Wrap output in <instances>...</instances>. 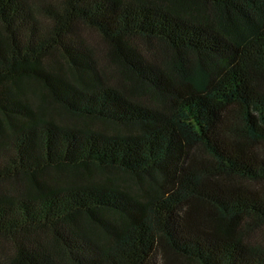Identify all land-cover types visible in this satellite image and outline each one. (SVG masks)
I'll return each mask as SVG.
<instances>
[{
  "label": "trees",
  "instance_id": "1",
  "mask_svg": "<svg viewBox=\"0 0 264 264\" xmlns=\"http://www.w3.org/2000/svg\"><path fill=\"white\" fill-rule=\"evenodd\" d=\"M0 264H264V0H0Z\"/></svg>",
  "mask_w": 264,
  "mask_h": 264
},
{
  "label": "rangeland",
  "instance_id": "2",
  "mask_svg": "<svg viewBox=\"0 0 264 264\" xmlns=\"http://www.w3.org/2000/svg\"><path fill=\"white\" fill-rule=\"evenodd\" d=\"M85 35L92 41L93 44H96L98 47H100L102 51H105L108 48L107 45L98 36L95 35V33L87 30L85 32ZM152 46L155 48L158 47V45Z\"/></svg>",
  "mask_w": 264,
  "mask_h": 264
}]
</instances>
